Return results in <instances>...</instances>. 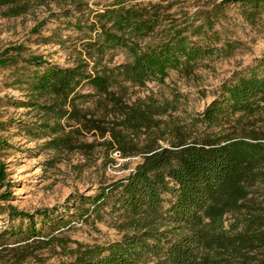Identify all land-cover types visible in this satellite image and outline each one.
Instances as JSON below:
<instances>
[{
    "label": "trees",
    "instance_id": "16d2710c",
    "mask_svg": "<svg viewBox=\"0 0 264 264\" xmlns=\"http://www.w3.org/2000/svg\"><path fill=\"white\" fill-rule=\"evenodd\" d=\"M68 1L83 11V0H0V16L21 17ZM143 1L114 0L97 12L88 27L97 37L86 45L87 59L72 67L26 56L21 45L0 53V69L12 70L13 84L29 93L21 104L41 114L38 125L27 127L30 136L59 134L48 148L70 149L65 129L75 124L105 138L108 153L142 158L128 177L95 196L74 197V208L85 216L102 220L108 208L121 238L84 244L49 237L37 225L53 227L64 217L44 210L37 212L38 221L35 214L6 209L14 220L26 222L18 230L25 241L33 240L26 249L55 244L69 258L61 264H264V58L224 82L189 130L161 128L162 118L179 110L181 95L132 100L129 92L151 82L164 84L172 71L190 74L216 53L227 56L232 48L217 47L213 18L238 5L255 21L264 14V0H224L203 23L168 29L160 6ZM159 32L164 35L159 43L142 45ZM116 49L130 60L104 63ZM8 146L0 138V151ZM6 179L0 163V185Z\"/></svg>",
    "mask_w": 264,
    "mask_h": 264
},
{
    "label": "rangeland",
    "instance_id": "374dc122",
    "mask_svg": "<svg viewBox=\"0 0 264 264\" xmlns=\"http://www.w3.org/2000/svg\"><path fill=\"white\" fill-rule=\"evenodd\" d=\"M113 1L83 0L81 12L68 1L34 8L21 17L0 16V53L21 45L26 56H41L53 64L72 67L87 59L86 45L97 37L88 27L95 21L96 13ZM223 1L144 0L143 4L159 5L167 17L164 27L168 29L203 23ZM68 9L72 10L70 16H66ZM242 10L238 5H230L224 16L213 18L217 47L228 49L230 45L232 48L227 56L216 53L201 61L190 74L172 71L164 84L151 82L146 87L130 89L132 100L148 95L158 99H172L176 93L181 95L179 110L162 118L163 130L172 125L189 130L192 120L216 98L224 82L264 58V14L249 21ZM162 37L163 33L159 32L142 45L157 44ZM129 60L125 50L116 49L107 53L104 63L115 66ZM13 79L12 70L0 69V98L3 100L0 122L4 124L0 127V138L9 145L0 151V163L5 164L7 172L4 185H0V205L3 207L0 209V264H61L69 261L55 244L45 247V244L37 243L26 249L33 240L25 241L18 233L21 226L26 228V222L14 220L6 209L9 206L19 212L35 214L38 221L42 218L37 212L44 210H53L56 216L64 217L63 222L53 227L37 225L36 229L42 228L49 237H63L84 244L119 240L122 235L107 214L108 208L103 210L102 220L96 215L85 216L82 210L74 208V197L95 196L101 188L128 177L142 158H121L118 154L108 153L102 145L105 138L75 124L65 129L73 145L70 149H49L47 142L59 134L30 136L26 132L27 127L40 123L41 114L21 104L29 101V93L25 86L13 84ZM6 194L10 197H3ZM74 246L70 244V247Z\"/></svg>",
    "mask_w": 264,
    "mask_h": 264
}]
</instances>
